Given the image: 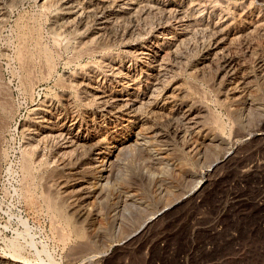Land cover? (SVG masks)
Returning a JSON list of instances; mask_svg holds the SVG:
<instances>
[{
    "label": "rangeland",
    "instance_id": "rangeland-1",
    "mask_svg": "<svg viewBox=\"0 0 264 264\" xmlns=\"http://www.w3.org/2000/svg\"><path fill=\"white\" fill-rule=\"evenodd\" d=\"M62 3L0 0V264H264V0H142L97 40V19L63 26ZM166 33L179 49L153 99L141 50ZM130 87L143 104L115 103ZM47 104L85 146L67 169L49 156L28 174L22 125Z\"/></svg>",
    "mask_w": 264,
    "mask_h": 264
},
{
    "label": "bare ground",
    "instance_id": "bare-ground-1",
    "mask_svg": "<svg viewBox=\"0 0 264 264\" xmlns=\"http://www.w3.org/2000/svg\"><path fill=\"white\" fill-rule=\"evenodd\" d=\"M34 1V0H33ZM42 1V0H41ZM60 1H63V5L65 6V8L67 9V8H70V12H71V14L73 15H71L72 16V18H69V17H66L65 19L63 18V26L65 25V26H70L71 24H74L75 22H77L78 24H80V22H84L85 20H87V19H89V18H91V19H93V20H95V19H97L98 20V24H100V26H99V28H98V30H97V32L96 33H93V34H95V35H97V36H93V35H91V37H93V38H95L96 40H97V38L99 39V36L100 37H102L101 36V33H104L105 31H107V29L108 28H110L113 24H114V22L116 21V20H118V19H120V18H123V17H125V16H133L134 15V13H136L138 10L136 9L138 6H139V4L141 3V1L139 2V4H138V2L137 1H135V0H102L104 3L102 4V5H98V3L96 2V0H88V2L86 3V4H83L82 3V1L81 0H60ZM195 1V0H194ZM198 1V0H197ZM8 2H9V0H8ZM17 2V1H16ZM144 2V1H143ZM151 2H152V0H151ZM192 2V1H191ZM206 2V1H205ZM213 2V1H212ZM54 3V2H53ZM146 3V2H145ZM148 3V2H147ZM177 3V2H176ZM189 3H190V1H189ZM198 3V2H197ZM202 3V2H201ZM217 3V2H216ZM138 4V5H137ZM143 4V3H142ZM150 4V3H149ZM154 4V3H153ZM156 4V3H155ZM171 4V3H170ZM188 4V3H187ZM143 5H146V4H143ZM150 5H152V4H150ZM161 5V4H160ZM165 5V4H164ZM179 5V4H178ZM186 5V4H185ZM158 6V5H157ZM195 6V5H194ZM15 7V6H14ZM148 7H149V5H148ZM163 7H165V6H163ZM163 7H162V9H163ZM171 7V6H170ZM176 7V6H175ZM139 8V7H138ZM145 9H147V8H145ZM155 9V8H154ZM160 9V8H159ZM165 9V8H164ZM172 9V8H171ZM203 9V8H202ZM67 10H69V9H67ZM101 10H105L106 11V15H102V16H100V17H98V15H99V13H101L100 11ZM140 10H141V6H140ZM166 10H168L167 9V7H166ZM175 9H173V11H174ZM192 10V9H191ZM197 10V9H196ZM142 11V10H141ZM144 11V10H143ZM152 11V10H151ZM170 11V10H169ZM173 11L171 10V13H173ZM178 11H180V10H178ZM183 11V10H182ZM189 11V10H188ZM236 11V10H235ZM147 12V11H146ZM155 12V11H154ZM168 12V11H167ZM176 12V11H175ZM186 12V11H185ZM201 12V11H200ZM2 13V12H1ZM66 13V12H65ZM104 13V12H103ZM138 13V12H137ZM141 13V12H140ZM160 13H161V11H160ZM171 13H169L170 15H172ZM183 12H181V13H179V14H182ZM189 13V12H188ZM199 13V12H198ZM102 14V13H101ZM100 14V15H101ZM165 14V13H164ZM191 14V13H190ZM196 14V13H195ZM194 14V15H195ZM219 14V13H218ZM239 14V13H238ZM137 15V14H136ZM139 15V14H138ZM150 15V14H149ZM151 15H153V14H151ZM167 15H168V13H167ZM176 15V14H175ZM185 15V14H184ZM6 16V15H5ZM4 16V17H5ZM42 16V15H41ZM56 16V15H55ZM169 16V15H168ZM174 16V15H173ZM173 16H171V17H173ZM178 16V15H177ZM180 17H181V15H179ZM193 16V15H192ZM196 16V15H195ZM262 16V15H261ZM60 17V16H59ZM136 17V16H135ZM144 17H147V16H144ZM206 17V16H205ZM143 18V17H142ZM149 18V17H148ZM147 18V19H148ZM154 18V17H153ZM159 18V17H158ZM52 19V18H51ZM130 19H132V18H130ZM145 19V18H144ZM152 19V18H151ZM150 19V20H151ZM170 19V18H169ZM190 19V18H189ZM192 19H193V17H192ZM195 19V18H194ZM56 20V19H55ZM61 21L60 22H62V19H60ZM129 20V19H128ZM133 20V19H132ZM131 20V21H132ZM141 20V19H140ZM191 20V19H190ZM199 20V19H198ZM207 20V19H206ZM90 21V20H89ZM89 21H87V22H89ZM119 21V20H118ZM121 21H122V19H121ZM124 21V20H123ZM122 21V22H123ZM137 21H139V20H137ZM147 21V20H146ZM157 21V20H156ZM168 21V20H167ZM170 21V20H169ZM263 21V20H262ZM55 22V21H54ZM86 22V23H87ZM136 22V21H135ZM143 22V21H142ZM164 22V21H163ZM189 22V21H188ZM199 22V21H198ZM208 22V21H207ZM113 23V24H112ZM124 23V22H123ZM150 23V22H149ZM168 23V22H167ZM175 23V22H174ZM191 23V22H190ZM205 23V22H204ZM262 23V22H261ZM97 24V25H98ZM131 24V23H130ZM147 24V23H146ZM153 24V23H152ZM158 24V23H157ZM207 24V23H206ZM256 24V23H255ZM255 24H253V25H255ZM82 25H83V23H82ZM116 25V24H115ZM114 25V26H115ZM164 25V24H163ZM191 25V24H190ZM196 25V24H195ZM208 25V24H207ZM214 25V24H213ZM226 25V24H225ZM25 26V25H24ZM84 26H86V25H83V27ZM118 26V25H117ZM125 26V25H124ZM142 26V25H141ZM166 26V25H165ZM223 26V25H222ZM257 26V25H256ZM30 27V26H29ZM58 27V26H57ZM113 27V26H112ZM116 27V26H115ZM114 27V28H115ZM133 27V26H132ZM139 27V26H138ZM154 27V26H153ZM180 27V26H179ZM186 27V26H185ZM190 27V26H189ZM199 27V26H198ZM198 27H196V28H198ZM202 27V26H201ZM204 27V26H203ZM220 27V26H219ZM55 28V27H54ZM81 28V27H80ZM113 28V29H114ZM161 28V27H160ZM160 28H158V29H160ZM166 28H167V26H166ZM193 28H194V25H193ZM257 28V27H256ZM97 29V28H96ZM95 29V30H96ZM100 29V30H99ZM112 28H110V30H111ZM112 29V30H113ZM129 29V28H128ZM187 29V28H186ZM201 29V28H200ZM210 29V28H209ZM221 29V28H220ZM33 30V29H32ZM57 30H59V29H57ZM64 30V29H63ZM122 30V29H121ZM132 30V29H131ZM131 30H129V31H131ZM137 30V29H136ZM147 30V29H146ZM148 30H149V27H148ZM170 30V29H169ZM181 30V29H180ZM197 30V29H196ZM206 30V29H205ZM221 30H223V29H221ZM220 30V33L219 34H221V31ZM81 31H82V29H81ZM145 31V30H144ZM186 31V30H185ZM191 31V30H190ZM211 31V30H210ZM78 32V31H77ZM89 32V31H88ZM93 32V31H92ZM95 32V31H94ZM109 32H111V31H109ZM169 32V31H168ZM196 32V31H195ZM202 32V31H201ZM208 32V31H207ZM213 32V31H212ZM241 32V31H240ZM31 33V32H30ZM34 33V32H33ZM60 33V32H59ZM58 33V34H59ZM106 33V32H105ZM120 33V32H119ZM137 33V32H136ZM142 33V32H141ZM180 33H181V31H180ZM192 33V32H191ZM1 34V33H0ZM22 34V33H21ZM25 34H26V32H25ZM57 34V33H56ZM107 34H109V33H107ZM110 34H112V32L110 33ZM138 34H139V32H138ZM143 34V33H142ZM157 34V33H156ZM164 34V33H163ZM162 34V35H163ZM169 34V33H168ZM167 33L164 35V39L162 38L161 40H158V39H156V40H153L152 41V43H151V45L150 46H148V47H146L145 49H142L141 50V52H143V54L147 57V58H149V62L151 63V65L150 66H152L153 68H154V72H155V74H154V80H151L152 82H153V85H152V82H151V88H150V90L147 92V95H150V96H152L151 98H153V93H155V91L157 90V89H155V88H160V86H162V84H160L161 82H162V80H163V72H164V70H165V68H166V65H165V57H166V54L168 53V52H170V51H174L175 49L177 50V48L178 47H176L177 45H175L173 42H175V37H174V35L172 36H169ZM173 34H175V33H173ZM199 34V33H198ZM197 34V35H198ZM207 34V33H206ZM29 35V34H28ZM34 35V34H33ZM62 34H60V35H58L59 36V38H61L62 36H61ZM87 35V34H86ZM140 35V34H139ZM153 35V34H152ZM183 36H186V35H184V33L182 34ZM189 35H190V33H189ZM195 35V34H194ZM222 35V34H221ZM21 36H23V34L21 35ZM20 36V37H21ZM25 36V35H24ZM30 36V35H29ZM66 36V35H65ZM71 36V35H70ZM74 36V35H73ZM122 36V35H121ZM226 36V35H225ZM26 37V36H25ZM90 37V38H91ZM129 37V36H128ZM178 37V36H177ZM207 37V36H206ZM219 37V36H218ZM218 37H216V38H218ZM24 38V37H23ZM31 38V37H30ZM33 38V37H32ZM40 38V37H39ZM54 38V37H53ZM56 38V37H55ZM59 38H57V39H59ZM65 38V37H64ZM70 38V37H69ZM81 38V37H80ZM93 38H91V39H89L91 42H92V39ZM151 38V37H150ZM156 38V37H155ZM180 38V37H179ZM179 38H178V40H179ZM183 38V37H182ZM186 38V37H185ZM189 37H187V39H188ZM192 38V37H191ZM224 38H226V37H224ZM232 38V37H231ZM52 39V38H51ZM63 39V38H62ZM74 39V38H73ZM30 40V39H29ZM34 40H37V36L35 37V39ZM54 40V39H53ZM61 40V39H60ZM84 40V39H83ZM82 40V42H79L80 44V48L82 49V48H84V50H88V52H89V48H85V46H86V44H87V42H86V44L84 43V41ZM88 40V39H87ZM177 40V41H178ZM202 40V39H201ZM200 40V41H201ZM216 40V39H215ZM220 40H221V38H220ZM227 40V39H226ZM230 40V39H229ZM25 41H26V39H25ZM31 41V40H30ZM29 41V42H30ZM33 41V40H32ZM38 41V40H37ZM77 41V40H76ZM115 41V40H114ZM133 41V40H132ZM131 41V42H132ZM180 41H182V40H180ZM180 41H179V45L181 44L180 43ZM183 41H185V40H183ZM187 41V40H186ZM188 41H189V39H188ZM194 41V40H193ZM22 42H24L23 40H22ZM53 42H55V41H53ZM58 42V41H57ZM107 42V41H106ZM119 42V41H118ZM224 42V41H223ZM24 43H26V42H24ZM32 43V42H31ZM36 43H38V42H36ZM35 43V44H36ZM105 43V42H104ZM176 43H178V42H176ZM194 43V42H193ZM221 43V42H220ZM20 44V43H19ZM59 44V43H58ZM57 44V45H58ZM95 44H96V42H95ZM203 44V43H202ZM79 45L77 46V47H79ZM147 45V44H146ZM175 45V46H174ZM185 45V44H184ZM212 45V44H211ZM219 45V44H218ZM228 45V44H227ZM226 45V46H227ZM18 46V45H17ZM23 46V45H22ZM25 46V45H24ZM23 46V47H24ZM34 46H36V45H34ZM38 47L40 46V44L39 45H37ZM66 46V45H65ZM111 46V45H110ZM195 46V45H194ZM229 46H230V44H229ZM27 47H29V46H27ZM72 47V46H71ZM109 47V46H108ZM140 47V46H139ZM175 47V48H174ZM191 47V46H190ZM216 47V46H215ZM32 48V47H31ZM42 48V47H41ZM180 48H181V46H180ZM183 48V47H182ZM214 48V47H213ZM221 48L223 49L224 47H222V45H221ZM220 48V49H221ZM227 48V47H226ZM19 49V48H18ZM17 49V50H18ZM33 50H34V52H37V50H40V48L39 49H37L36 51H35V49L36 48H32ZM43 49V48H42ZM93 49V48H92ZM98 49V48H97ZM102 49V48H101ZM133 49V48H132ZM179 49V48H178ZM217 49V48H216ZM219 49V48H218ZM219 49V50H220ZM231 49V48H230ZM16 50V49H15ZM44 50V49H43ZM42 50V51H43ZM103 50V49H102ZM134 50V49H133ZM138 50V49H137ZM181 50V49H180ZM180 50H179V53H180ZM188 50V49H187ZM213 50V49H212ZM219 50H217L218 52H219ZM19 51V50H18ZM28 51H30V50H28ZM26 49H24V48H22L21 49V51H19V54H20V58H21V60L24 62L23 64H25V66L28 68L29 66H30V64H31V56L32 55H30V53L28 52ZM53 51V50H52ZM93 51V50H92ZM124 51V50H123ZM136 51V50H135ZM138 51H140V49L138 50ZM178 51V50H177ZM192 51V50H191ZM217 51H215V52H217ZM73 52H75V50L73 51ZM134 52V51H133ZM140 52V53H141ZM176 52V51H175ZM181 52H183V51H181ZM207 52V51H206ZM222 52V51H221ZM39 53H41V50H40V52ZM42 53H44V51L42 52ZM82 53V52H81ZM172 53V52H171ZM174 53V52H173ZM172 53V54H173ZM177 53V52H176ZM18 54V53H17ZM18 54V55H19ZM35 54V53H34ZM91 54V53H90ZM175 54V53H174ZM173 54V55H174ZM178 54V53H177ZM213 55H214V53H212ZM216 54V53H215ZM218 54V53H217ZM219 54H222V53H219ZM224 54V53H223ZM41 55V54H40ZM45 55V54H44ZM139 55H142V54H139ZM172 55V56H173ZM189 55V54H188ZM226 55V54H225ZM182 56V55H181ZM185 56V55H184ZM186 56H187V54H186ZM215 56V55H214ZM221 56V55H220ZM33 57V56H32ZM105 57V56H104ZM144 57V56H143ZM167 57L169 58V56L167 55ZM177 57V56H176ZM208 57V56H207ZM209 57H211V56H209ZM216 57V56H215ZM17 58V57H16ZM41 58V57H40ZM44 58V57H43ZM60 58V57H59ZM102 58V57H101ZM111 58V57H110ZM142 58V57H141ZM167 58V59H168ZM171 58V57H170ZM213 58V57H212ZM18 59V58H17ZM97 59V58H96ZM99 59V58H98ZM19 60V59H18ZM53 60V59H52ZM119 60V59H118ZM123 60V59H122ZM137 60V59H136ZM177 60V59H176ZM182 60V59H181ZM44 61H45V59H44ZM47 61H49V60H47ZM101 61V60H100ZM129 61V60H128ZM202 61V60H201ZM211 61V60H210ZM216 61V60H215ZM120 62V61H119ZM178 62V61H177ZM182 62V61H181ZM87 63V62H86ZM105 63H106V65L108 66V67H111L112 69L111 70H115L114 72H116V71H119L120 70V66H119V64H118V62H116L115 60H110V59H107L106 61H105ZM167 63V62H166ZM260 63V62H259ZM49 64V63H48ZM47 64V65H48ZM84 64V63H83ZM146 64H147V62H146ZM145 64V65H146ZM51 65V64H50ZM79 65V64H78ZM148 65H149V63H148ZM239 65V64H238ZM32 66V65H31ZM150 66H147V67H150ZM170 66V65H169ZM200 66V65H199ZM39 67V66H38ZM151 67V68H152ZM192 67V66H191ZM34 68V67H33ZM145 68V67H144ZM172 68V67H171ZM174 68L176 69L177 67H175L174 66ZM200 68H201V66H200ZM23 69V68H22ZM138 69V68H137ZM167 69V68H166ZM25 70H26V68H25ZM30 69L28 68V71H29ZM88 70V69H87ZM126 70V69H125ZM128 70V69H127ZM152 70V69H151ZM186 70V69H185ZM79 71V70H78ZM96 71V70H95ZM121 71H122V68H121ZM150 71V70H149ZM149 71H148V73H149ZM167 71V70H166ZM175 71V70H174ZM205 71V70H204ZM231 71V70H230ZM27 72V71H26ZM113 72V71H112ZM120 72V71H119ZM126 72H128V71H126ZM176 72V71H175ZM223 72V71H222ZM21 73V72H20ZM87 73V72H86ZM91 73V72H90ZM132 73V72H131ZM134 73V72H133ZM138 73V72H137ZM152 73V75H153V72H151ZM182 73V72H181ZM228 73V72H227ZM28 74V73H27ZM42 74V73H41ZM98 74V73H97ZM96 74V75H97ZM125 74V73H124ZM123 74V75H124ZM166 74V73H165ZM164 74V75H165ZM30 75V74H29ZM121 75V74H120ZM119 75V76H120ZM130 75V74H129ZM140 75V74H139ZM148 75V74H147ZM167 75V74H166ZM170 75V74H169ZM32 76H34V75H32ZM63 76V75H62ZM89 77H90V79H92V80H94L95 79V77H94V75H93V73H91V74H89L88 75ZM125 76V75H124ZM127 76H128V74H127ZM138 76V75H137ZM136 76V77H137ZM114 77V76H113ZM121 77V76H120ZM130 77H132V76H129V78ZM152 77V76H151ZM33 78V77H32ZM65 78V77H64ZM68 78V77H67ZM71 79H73L72 77H70ZM77 83L79 82V84L81 83L82 85H85V83H86V80H88V77H87V75H82V74H77ZM98 78V77H97ZM117 78H119V77H117ZM124 78H126V77H124ZM128 78V79H129ZM44 79V78H43ZM110 78H108V80H109ZM114 79V78H113ZM149 79H151V78H149ZM171 79H173V77L171 78ZM98 80V79H97ZM100 80V79H99ZM102 80V79H101ZM121 80V79H120ZM136 80V79H135ZM135 80H134V82H135ZM166 80V79H165ZM165 80H163V81H165ZM181 80V79H180ZM183 80V79H182ZM186 80V79H185ZM242 80V79H241ZM71 81H74V80H71ZM90 81V80H89ZM89 81H87V83L89 82ZM107 81V80H106ZM125 81V80H124ZM128 81V80H127ZM129 81H130V79H129ZM133 81V80H132ZM138 81V80H137ZM63 82V81H62ZM75 82V81H74ZM75 82V83H76ZM96 82V81H95ZM102 82V81H101ZM108 82V81H107ZM121 82V81H120ZM133 82V83H134ZM139 82V81H138ZM71 83V82H70ZM76 83V84H77ZM104 83V82H103ZM112 83V82H111ZM125 83V82H124ZM150 83V82H149ZM170 83V82H169ZM182 83V82H181ZM188 83H189V81H188ZM96 84V83H95ZM101 84V83H100ZM105 84V83H104ZM109 84V83H108ZM127 84H129V83H127ZM131 84V83H130ZM129 84V85H130ZM136 84H139V83H136ZM165 83L163 82V85H164ZM193 84V83H192ZM105 85H107V84H105ZM110 85V84H109ZM135 85V84H134ZM158 85H160L159 87H158ZM180 85V84H179ZM186 85V84H185ZM196 85V84H195ZM29 86V85H28ZM62 86H64V85H62ZM86 86V85H85ZM92 86H93V84H92ZM139 86V85H138ZM193 86V85H192ZM32 87V86H31ZM81 87V86H80ZM90 87V86H89ZM95 88L97 87V86H94ZM122 87V86H121ZM125 87H126V85H125ZM129 87V86H128ZM142 87V86H141ZM148 87V86H147ZM198 87V86H197ZM99 88V87H98ZM106 88V87H105ZM123 88V87H122ZM179 88V87H178ZM184 88V87H183ZM231 88H232V86H231ZM29 89V88H28ZM72 89V88H71ZM92 89V88H91ZM100 89V88H99ZM103 89H104V87H103ZM125 88H123L122 90H124ZM142 89V88H141ZM140 89V90H141ZM160 89H162V87L160 88ZM175 89V88H174ZM102 90V89H101ZM107 90H108V88H107ZM109 90H111V89H109ZM118 90V89H117ZM159 90V89H158ZM173 90V89H172ZM178 90V89H177ZM191 90V89H190ZM189 90V91H190ZM88 92H89V94H90V91L89 90H87ZM137 91H138V88L136 89V87H133V88H131L130 87V91H129V93L128 94H125L126 92H127V90H126V92L125 93H123L122 91H118V92H115L114 94H113V100H114V102L115 103H117V101H120V102H122V100H123V98H125L126 99V101H127V103L125 102V103H123V104H125L124 105V107H126V108H128L127 107V105H131V106H133V105H135V104H137V107H138V103L140 102V101H143V99L141 100L140 98V95H139V91H138V94H137ZM170 91L171 90H169V94H170ZM179 91V90H178ZM60 92V91H59ZM87 92V93H88ZM102 92V91H101ZM101 92L99 93V91H98V93L99 94H101ZM107 92V91H106ZM113 92V91H112ZM143 92V91H142ZM160 92V91H159ZM172 92V91H171ZM185 92V91H184ZM192 92V91H191ZM62 93V92H61ZM69 93V92H68ZM81 93V92H80ZM92 93V92H91ZM141 93V92H140ZM161 93V92H160ZM159 93V94H160ZM187 93V92H186ZM96 94V93H95ZM110 94V93H109ZM172 94H173V92H172ZM171 94V95H172ZM93 95V94H92ZM143 95V94H142ZM180 95H182V93L180 94ZM199 95V94H198ZM93 96H95V95H93ZM97 96V95H96ZM108 96V95H107ZM110 96V95H109ZM166 96V95H165ZM186 96V95H185ZM239 96V95H238ZM89 97V96H88ZM103 97V96H102ZM140 97V98H139ZM149 97V96H148ZM147 97V98H148ZM166 97H168V96H166ZM175 97V96H174ZM183 97V96H182ZM236 97V96H235ZM48 98V97H47ZM96 98V97H95ZM104 98V97H103ZM108 98V97H107ZM194 98V97H193ZM57 99V98H56ZM110 99V98H109ZM112 99V98H111ZM124 99V100H125ZM148 99H150V98H148ZM154 99V98H153ZM166 99V98H165ZM164 99V100H165ZM170 99V98H169ZM98 100V99H97ZM100 100V99H99ZM98 100V101H99ZM103 100H105V99H103ZM146 100V99H145ZM144 100V101H145ZM160 100V99H159ZM143 101V102H144ZM101 102H102V99H101ZM110 102V101H109ZM119 102V103H120ZM107 103H108V101H107ZM112 103V102H111ZM110 103V104H111ZM142 102H140V104H141ZM146 103V102H145ZM101 104V103H100ZM105 104V103H104ZM143 104V103H142ZM177 104V103H176ZM71 105V104H70ZM109 105V104H108ZM120 105V104H119ZM114 106H116V105H114ZM130 106V107H131ZM142 106V105H141ZM117 108H119L120 109V106L118 107V106H116ZM123 107V106H122ZM134 107V106H133ZM136 107V109H138ZM145 107H146V105H145ZM45 109H43V110H38V111H35V113H33V115H34V121L33 122H28L27 124H25V125H22V127H24L23 128V130H24V133H25V135L28 137V141L27 142H25L26 143V145L24 144L23 146H25V148H23V149H26L24 152V159H23V162L24 163H22V165H24V169H25V171L28 173V174H31L32 172H33V170H36V169H34L35 167L37 168L38 167V170H40L39 168L40 167H44L45 168V166H47V164L49 163V161H48V159L47 160H44V159H46V158H48L49 156H50V158H52L51 160H54L55 161V163H56V165H57V167L60 169V168H65V169H67L68 168V166L71 164V162H72V160L74 159V156H75V151L77 150V149H79V148H81V147H83V145L84 144H82V139H81V137L79 136V137H77V136H75V134H74V132H73V123L72 124H70V125H66V121L64 122V120L61 118V115H60V113H59V111H57L51 104H47L45 107H44ZM147 108V107H146ZM132 109V108H131ZM135 109V108H134ZM173 109V108H172ZM139 110V109H138ZM118 111V110H117ZM121 112H122V110H120ZM119 111V112H120ZM127 111H129V110H127ZM153 111V110H152ZM181 111V110H180ZM131 112V111H130ZM142 112V111H141ZM162 112V111H161ZM186 111H184V113H185ZM73 113V112H72ZM139 113V112H138ZM177 113H178V111H177ZM203 113V112H202ZM28 114V113H27ZM148 114V113H147ZM155 114V113H154ZM153 114V115H154ZM181 114V113H180ZM118 115V114H117ZM120 115V114H119ZM142 115V114H141ZM175 115V114H174ZM177 115V114H176ZM178 115H179V113H178ZM199 116V115H198ZM68 118V117H67ZM71 118V117H70ZM120 118V117H119ZM185 118H187V117H185ZM185 118H184V120H185ZM189 118V117H188ZM129 119V118H128ZM143 119V118H142ZM193 119V118H192ZM196 119H197V116H196ZM201 119V118H200ZM71 121V120H70ZM196 121V120H195ZM199 121V120H198ZM72 122V121H71ZM113 122V121H112ZM184 122V121H183ZM186 122H187V120H186ZM189 122V121H188ZM192 122V121H191ZM198 123H200V122H198ZM68 124H69V122H68ZM76 124V123H75ZM145 124H146V122H145ZM190 124V123H189ZM194 124H196V122H194ZM150 125V124H149ZM199 125V124H198ZM183 126V125H182ZM189 126H191V125H189ZM22 127H21V129H22ZM146 127V126H145ZM161 129V128H160ZM160 132V131H159ZM26 140V139H25ZM114 141V140H113ZM219 141V140H218ZM85 142V141H84ZM86 143V142H85ZM140 143V142H139ZM144 143V142H143ZM85 146V145H84ZM87 146V145H86ZM220 146V145H219ZM90 147V146H89ZM87 148V147H86ZM117 148H118V146H117ZM83 149V148H82ZM120 150V149H119ZM79 151V150H78ZM77 152V151H76ZM98 152V151H97ZM120 152V151H119ZM79 153V152H78ZM235 153V152H234ZM118 154V153H117ZM35 155V157H33ZM79 156V155H78ZM80 156H81V154H80ZM97 156V155H96ZM7 158V157H6ZM229 158V157H228ZM98 159V158H97ZM110 159V158H109ZM114 159H115V157H114ZM233 161V160H232ZM51 162V161H50ZM52 163V162H51ZM234 163V162H233ZM49 165V164H48ZM101 165V164H100ZM21 166V165H20ZM49 167V166H48ZM103 167V166H102ZM50 168V167H49ZM50 169H52V168H50ZM64 169V170H65ZM47 170V169H46ZM54 170V169H53ZM57 170V169H56ZM45 171V170H44ZM257 171V170H256ZM37 173V172H36ZM43 173V172H42ZM53 173V172H52ZM28 174H26V176H28ZM100 174V173H99ZM39 175V174H38ZM47 175H49V174H47ZM256 175V174H255ZM59 176V175H58ZM61 176V175H60ZM101 177V176H100ZM242 177V176H241ZM40 178H41V176H40ZM108 178V177H107ZM88 179V178H87ZM79 181H81V180H79ZM258 181V180H257ZM64 182H68V181H64ZM78 182V181H77ZM30 183V182H29ZM65 184V183H64ZM69 184V183H68ZM87 184V183H86ZM57 185V184H56ZM66 185V184H65ZM64 185V186H65ZM81 185V190H83V186H82V184H80ZM59 186V185H58ZM29 187V186H28ZM79 187V186H78ZM72 188V187H71ZM69 189V188H68ZM79 189V188H78ZM80 191V190H79ZM195 191H197V190H195ZM56 192V191H55ZM82 192V191H81ZM78 193H80V192H78ZM83 194V193H82ZM81 197V196H80ZM82 198V197H81ZM84 198V197H83ZM80 216V215H79ZM150 220H148V221H146V223H148Z\"/></svg>",
    "mask_w": 264,
    "mask_h": 264
}]
</instances>
